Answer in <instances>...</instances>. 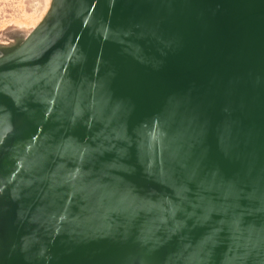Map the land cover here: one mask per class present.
Masks as SVG:
<instances>
[{
    "label": "water",
    "instance_id": "1",
    "mask_svg": "<svg viewBox=\"0 0 264 264\" xmlns=\"http://www.w3.org/2000/svg\"><path fill=\"white\" fill-rule=\"evenodd\" d=\"M0 57V264H264V0H52Z\"/></svg>",
    "mask_w": 264,
    "mask_h": 264
},
{
    "label": "rangeland",
    "instance_id": "2",
    "mask_svg": "<svg viewBox=\"0 0 264 264\" xmlns=\"http://www.w3.org/2000/svg\"><path fill=\"white\" fill-rule=\"evenodd\" d=\"M52 0H0V46L23 41L46 15Z\"/></svg>",
    "mask_w": 264,
    "mask_h": 264
},
{
    "label": "flooded vegetation",
    "instance_id": "3",
    "mask_svg": "<svg viewBox=\"0 0 264 264\" xmlns=\"http://www.w3.org/2000/svg\"><path fill=\"white\" fill-rule=\"evenodd\" d=\"M21 44V42H17L13 45H10L8 47L6 46H0V57L8 54L9 52L13 51L16 47H18Z\"/></svg>",
    "mask_w": 264,
    "mask_h": 264
},
{
    "label": "trees",
    "instance_id": "4",
    "mask_svg": "<svg viewBox=\"0 0 264 264\" xmlns=\"http://www.w3.org/2000/svg\"><path fill=\"white\" fill-rule=\"evenodd\" d=\"M22 43V42H21Z\"/></svg>",
    "mask_w": 264,
    "mask_h": 264
}]
</instances>
